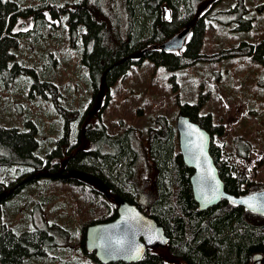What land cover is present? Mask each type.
Returning a JSON list of instances; mask_svg holds the SVG:
<instances>
[{
  "label": "trees",
  "instance_id": "1",
  "mask_svg": "<svg viewBox=\"0 0 264 264\" xmlns=\"http://www.w3.org/2000/svg\"><path fill=\"white\" fill-rule=\"evenodd\" d=\"M69 1L28 0L24 3L25 0H0V81L9 87L16 77L33 75L35 78L30 90H35L37 94L50 90L59 112L65 118V134L59 139L57 149L48 152L46 158L40 154L41 133L34 121L26 120L25 129L0 122V203L39 177L50 178L52 184L61 183L76 189L79 196L73 193V199L78 203L81 219L85 220L81 224L80 236L87 264L102 263L94 253L86 250V228L115 219L121 201L136 204L145 213H150L165 228L169 243L164 247L149 248L140 262L109 264H174L167 261L160 250H166L169 256L185 264H253L254 255L261 253L264 256V219H259L264 218L263 215L226 200L208 210H199L190 182L193 170L183 161L173 122L161 116L157 119L160 126L148 129L146 154L154 174V192L150 193L152 200L144 204L136 180L137 164L141 161L140 152L133 145V141L140 138L137 130L133 127L120 133L108 130L102 122L101 113L109 99H106V104L103 103L97 122L84 126L87 117L90 121L92 110L80 113L61 107L56 85L42 80L34 67L24 66L15 53L27 34L33 35L29 29H17L21 17L32 15L35 31H38L52 22L48 16H57L68 28L71 42L74 44L81 39L83 43L79 51L80 59L87 69L86 81L93 92L89 107L94 104V108L103 91L106 98H110V88L117 80L126 76L131 67L142 65L146 59L176 71L222 56L212 57L203 53L208 25L213 23L212 19H218L213 18L211 10L221 0H215L199 17L200 4L207 0H127V39L118 33L115 22L111 21L103 7V0ZM231 12L242 25L238 28L240 31L252 27L253 18L249 16L245 0H237ZM183 33L186 35L181 48L161 47ZM242 54L253 55V58L264 62V41L255 51L248 42H242L240 46L224 52L228 56ZM202 109L201 101L179 104V111L199 122L213 138L215 134L221 135L224 125L215 124L212 115L202 114ZM74 120L78 122V135L72 142L69 133ZM84 142L88 147H84ZM241 144H237V155L248 158L250 152L246 151L250 146ZM211 153L228 192L235 195L252 193L243 188L248 185L246 174L237 172L222 158V149L214 140ZM56 156L58 159L66 157L65 165L52 164ZM22 165L27 172H31L29 177L22 179L20 174L9 184L2 179L4 168ZM70 233L64 226L57 223L50 225L46 221L43 227L22 231L2 225L0 264H35L34 261L40 259H44L46 264H74L49 253L59 248L60 235L67 239Z\"/></svg>",
  "mask_w": 264,
  "mask_h": 264
},
{
  "label": "rangeland",
  "instance_id": "2",
  "mask_svg": "<svg viewBox=\"0 0 264 264\" xmlns=\"http://www.w3.org/2000/svg\"><path fill=\"white\" fill-rule=\"evenodd\" d=\"M214 1L201 3L198 17ZM236 3L237 0H221L211 10L213 18L218 19H212L213 23L208 25L203 53L212 57L222 56L176 71L146 59L142 65L131 67L126 76L117 80L110 88V98H106L103 91L104 96L98 98L94 108V104L89 107L93 92L86 81L87 69L80 59L79 51L83 43L81 39L74 44L71 42L68 28L57 16H48L52 22L38 31H35L32 15L21 17L17 29H29L33 35L28 33L15 53L24 66L34 67L42 80L56 85L61 107L80 113L92 110L90 121L87 117L84 126L97 122L102 105L109 99L101 113L102 122L108 130L111 133H120L129 127L137 130L140 138L134 140L133 145L140 152L141 161L137 164L136 180L144 204L152 200L150 193L154 192V174L151 160L146 154L148 129L160 126L157 119L161 116L176 126L179 104L185 102L201 101V113L211 114L215 124L224 125L223 133L215 134L213 140L221 147L222 158L237 172L246 174L248 185L243 188L255 192L258 190L253 189L264 188V62L249 55L228 56L224 52L240 46L242 42L264 40V0H245L249 16L253 18L252 27L247 31L238 29L242 25L231 12ZM103 7L111 21L115 22L118 33L127 39V0H103ZM34 78L31 74L18 76L9 87L0 81V122L25 129L26 120L34 121L41 133L40 154L46 158L48 152L57 149L59 139L65 134V118L59 112L50 90L42 94L30 90ZM77 124V120L71 122L69 137L72 142L78 135ZM241 143L250 146L246 151L250 152L248 158L237 155V144ZM83 145L88 147L85 142ZM55 158L52 164L65 165L66 157ZM30 173L22 165L4 168L1 174L9 184L17 180L20 174L25 179ZM49 180L39 177L0 203V228L7 225L16 231L32 230L43 227L45 221L50 225H62L71 231V235L67 239L60 235L59 248L49 253L74 264H87L88 258L82 251L80 236L81 224L85 220L81 219L78 203L73 199V193L77 190L61 183L52 184ZM76 196L79 195L76 193ZM160 251L167 261L185 264L169 256L166 250ZM34 262L46 264L44 259Z\"/></svg>",
  "mask_w": 264,
  "mask_h": 264
},
{
  "label": "water",
  "instance_id": "3",
  "mask_svg": "<svg viewBox=\"0 0 264 264\" xmlns=\"http://www.w3.org/2000/svg\"><path fill=\"white\" fill-rule=\"evenodd\" d=\"M186 33V32H185ZM185 33L161 45L164 49L181 48ZM178 145L185 165L193 170L190 176L192 192L198 208L208 210L226 200L264 215V189L244 195L226 190L220 169L211 153L213 135L199 122L179 112L176 123ZM165 228L150 213L136 204L121 201L115 219L89 225L85 232V247L102 264L140 262L149 248L168 245ZM264 256L257 253L253 264H262Z\"/></svg>",
  "mask_w": 264,
  "mask_h": 264
},
{
  "label": "flooded vegetation",
  "instance_id": "4",
  "mask_svg": "<svg viewBox=\"0 0 264 264\" xmlns=\"http://www.w3.org/2000/svg\"><path fill=\"white\" fill-rule=\"evenodd\" d=\"M264 40H261V41H258V42H249L248 41V43L250 44V45H252V47H253V49H254V51H255V49H258V46L260 45V44H262V42H263ZM255 52H253V54H254ZM250 56V55H249ZM251 58H253V55H251L250 56ZM264 189V188H263ZM262 189V190H263ZM264 216V215H263Z\"/></svg>",
  "mask_w": 264,
  "mask_h": 264
}]
</instances>
